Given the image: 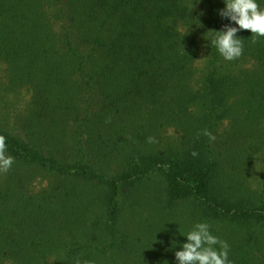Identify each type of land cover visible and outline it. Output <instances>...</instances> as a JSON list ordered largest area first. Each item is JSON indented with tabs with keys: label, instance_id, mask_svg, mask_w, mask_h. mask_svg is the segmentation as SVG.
Listing matches in <instances>:
<instances>
[{
	"label": "trees",
	"instance_id": "16d2710c",
	"mask_svg": "<svg viewBox=\"0 0 264 264\" xmlns=\"http://www.w3.org/2000/svg\"><path fill=\"white\" fill-rule=\"evenodd\" d=\"M216 1L199 21L192 0H0V86L28 96L0 122V264H176L197 222L264 264L263 82L220 74L215 47L193 67ZM237 35L260 71L264 38ZM224 117L244 125L221 139Z\"/></svg>",
	"mask_w": 264,
	"mask_h": 264
},
{
	"label": "clouds",
	"instance_id": "9594fccd",
	"mask_svg": "<svg viewBox=\"0 0 264 264\" xmlns=\"http://www.w3.org/2000/svg\"><path fill=\"white\" fill-rule=\"evenodd\" d=\"M222 2L224 7L218 10V15L228 23L221 30H213V37L205 39L209 42L208 46L215 47L224 60L233 61L240 58L244 51L243 39L237 35L238 32L249 30L253 43L258 38H264V8L260 7L264 0ZM205 135L213 138L208 132ZM7 149L6 138L0 135V172H7L14 163V157L6 154ZM183 236L186 242L174 253L176 264H231L228 243L213 234L209 223L197 222Z\"/></svg>",
	"mask_w": 264,
	"mask_h": 264
},
{
	"label": "rangeland",
	"instance_id": "374dc122",
	"mask_svg": "<svg viewBox=\"0 0 264 264\" xmlns=\"http://www.w3.org/2000/svg\"><path fill=\"white\" fill-rule=\"evenodd\" d=\"M198 1L199 0H192V3L194 4L193 6L196 7V11L199 14L198 20L200 21L201 13L204 10V5L200 4V6L198 7L197 6ZM215 3L218 4V7L220 9L224 7L222 0H217ZM203 21L204 20H202L201 23ZM227 23L228 21L226 19H222L220 21L219 29L221 30L223 25ZM205 32H207L206 29H205ZM196 39H197L198 44H197L196 51L194 53L195 56L193 57V60H194L193 67L195 70H197L200 73L207 72L208 69L210 68L209 63L212 58L211 50H210V47L208 46L207 41L203 39L201 40L200 37H197ZM240 59L241 57L233 61H226L220 56V60L217 62L216 66L218 67L225 66L224 68L222 67L219 68L220 74H225L226 77L229 78L231 81H238L240 83L249 82V77L252 76L253 74L257 78H259V75H260L261 80L263 82L262 90L264 91V67L262 69L257 68L260 71L256 72L255 70L256 68L251 63L242 62L240 61ZM233 63L235 64L232 65ZM228 65L230 67H227ZM1 84H6V72H5V66L0 62V85ZM263 96H264V93H263ZM0 97H2V99L0 100V122L1 120H3V118H5L4 115L8 114L9 111L12 109V107H10L9 105L16 107L17 105L24 104V102H26L28 99V96L23 92L21 93L19 92L16 96L10 93L3 92V86H0ZM3 106H6V108L3 109ZM189 107L191 109H194V105H192V103L189 104ZM229 119H231V117H224L222 121L216 124V131H215L216 137L225 139L227 132L231 130L233 127H235L237 124L239 126L244 125V123H238V122L235 124V122H231ZM251 123H252V120H251ZM253 125L257 127L258 129H260L261 127L264 128V125L262 124L261 126H259V122L256 120H254ZM246 131L247 130L245 129V132ZM162 137L164 140H174V139L179 140L180 139L179 133L173 129H169L166 132H164L162 134Z\"/></svg>",
	"mask_w": 264,
	"mask_h": 264
}]
</instances>
